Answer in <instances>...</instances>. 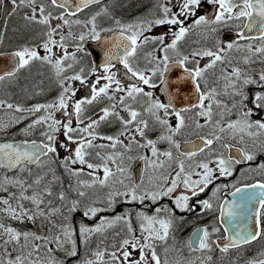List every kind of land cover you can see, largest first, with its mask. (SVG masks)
<instances>
[{
	"label": "snow or ice",
	"instance_id": "snow-or-ice-1",
	"mask_svg": "<svg viewBox=\"0 0 264 264\" xmlns=\"http://www.w3.org/2000/svg\"><path fill=\"white\" fill-rule=\"evenodd\" d=\"M202 2L212 6L211 15H197ZM10 3L14 11L27 9L24 30L33 36L0 52L8 60L0 67V89L20 86L21 73L35 65L48 69L58 93L28 107L0 98V113L10 115L0 118V133L30 120L19 134L39 130L40 136L0 142V264H264V246L247 255L264 239V179L233 183V199L217 209L213 200L228 185L216 184L210 198L192 203L233 176L236 165L264 155V67H251L264 65V0H155L129 22L104 0ZM101 17L112 24L101 26ZM203 26L214 36L212 46L181 51V42ZM229 27L238 29L234 38L215 36ZM158 28L166 30L152 34ZM253 29L257 35L249 34ZM90 41L100 52L86 70ZM233 51L245 55L234 63ZM173 69L180 70L175 77ZM42 85L41 79L20 91L34 98L45 93ZM82 89L86 94L78 97ZM94 105L98 111L86 116ZM116 124L111 135L99 131ZM150 131L159 135L150 138ZM185 134L196 139H178ZM137 160L142 169L134 178ZM247 171L264 177V162ZM197 204L217 210L220 220L239 215L243 222L224 228L223 237L215 223L199 227L180 242L177 211L192 212ZM119 205L126 207L117 212Z\"/></svg>",
	"mask_w": 264,
	"mask_h": 264
},
{
	"label": "flooded vegetation",
	"instance_id": "flooded-vegetation-1",
	"mask_svg": "<svg viewBox=\"0 0 264 264\" xmlns=\"http://www.w3.org/2000/svg\"><path fill=\"white\" fill-rule=\"evenodd\" d=\"M202 4H204V2H202ZM95 7H98V6H95ZM1 8H2V4H0V15H1ZM26 11H27V9H19L9 18V20L7 22V29H6L5 37H4L3 43L1 44V47H0L1 52L14 50L19 44H21V43L25 42L26 40H29L32 38L33 33L24 30L25 21H23L22 16H23L24 12H26ZM201 14H203L201 12V10L198 11L197 15H201ZM84 15H85L84 13L81 14V16H84ZM191 23H192V20H189V24H191ZM22 28H23V30H22ZM10 29L12 30V33H13L12 35L9 34ZM224 30H231L234 32L238 31V29H236L234 27L223 28L220 32H217L215 34V36L221 38V34ZM20 33H26L25 35L27 37H23L22 35H19ZM107 34H110V33H105L104 35H107ZM249 34L250 35H257L258 33H257L256 29H254ZM10 37L13 38L12 42H9ZM213 39H214V36H213V34L208 32L207 26H203L201 29H198V38L195 40V41H199V43H195V41H194V43L191 44V42H190L188 44V49L186 50L185 53H188L189 51L194 49L195 46L211 47L212 43H213ZM240 43L241 44L254 43V44L258 45L261 43V41H259V40H257V41H240ZM243 55H245L244 52L233 51L232 53H230V57L233 59L234 63L237 62L238 60H240V58ZM92 62H93V59H92L91 55L85 56L82 58V64L86 67V70H87V67L91 66ZM204 62L205 61H203V60L201 61L202 64ZM241 66L243 67L242 64H241ZM251 67L255 68V69H260L261 67H264V65H262L260 63H256V64L251 65ZM117 68L119 69L117 74H118V77H120V76H122L124 69H123V66L119 65V64L117 65ZM37 71L44 73L43 77L37 76L36 75ZM217 71H218V69H217ZM49 75H50V73H49L47 68H39L38 66L34 65L31 73H28V72L21 73L20 82H19L20 86H17V87H8L7 85L3 86V88L0 89V98L9 99L12 102L20 103L26 107L31 106L35 103H44V102L50 101L57 95L58 89L48 79ZM41 79L43 80L42 87L45 89V93L43 95L36 96L34 98H28L21 93L20 87L24 86L25 84L32 86L34 81H40ZM212 79H214V77ZM125 82L127 83L128 81H125ZM76 86H79L78 83ZM84 94H86V93L82 89L81 92H78L77 96L80 97ZM98 108H99V105L90 106L85 115L86 116L93 115L96 111H98ZM57 116L60 117V114L57 113ZM0 118H2L4 121H7L10 119V115H7L5 113H0ZM30 122H31L30 120H25L22 124H19L15 127L10 128L7 132L1 133L0 137L2 139L3 138L13 139V137H15V139H21L22 138V139H26L29 141L32 139H36L37 141H39V139H40L39 130L34 135H32L30 137H24V136L19 134L20 129L23 128L26 124H28ZM104 128H105V126H101L99 131L101 129H104ZM115 132H116V130L114 127H109L107 135H111ZM155 134H157V136H158L159 132L158 133L156 132ZM187 139L195 140L196 137L188 136ZM214 147H215V145H214ZM104 151H108V150L106 149ZM62 155H63V153H62ZM259 162H264V155H259L257 157L256 161L249 162L247 164L236 165L235 166V172H234L233 176L227 177V178H221V179L217 180L213 185H210L209 188L206 190V192L201 194L200 197L194 198L192 203L195 204L197 200L210 198L211 193H212L213 189L215 188L216 184H225V185H228V187L226 189H223L222 192L218 194V199L213 200L214 209H217L218 205L220 203H222L224 200H228L230 202L233 199V197L230 195V192L233 191V189L231 187V185L233 183H237L239 181L237 186H243L246 183H253V182H256L258 180L264 179V177H262L261 175H259L255 171H253V172L247 171L248 168L255 169L256 164ZM64 183H65V185H67L68 182L65 181V179H64ZM161 203L171 205V201H168V200L161 201ZM125 207H126L125 205H119L117 207L116 211L120 212ZM149 211L151 212V209ZM100 215H102V216L103 215H114V213H101ZM177 216L183 217V220L180 221V223L178 225L177 232H176V238L180 242L187 240L191 236V234L195 231V229H197L199 227L209 226V225L215 223V225L217 227L221 228V232L219 235L221 237H223L226 235V233L223 231L224 228H232L235 224L243 222L242 219L240 218V216L238 215L236 220L230 221L228 223H222L221 220L219 219V212L217 210L208 211V210L203 209L202 206H200L198 204L196 205V209L192 212L180 213L177 211ZM75 219H79V214H77ZM98 219H99V217H97V220ZM96 222L97 221H87V223H89V224H94ZM249 223H251V222L249 221ZM116 230L117 229L109 230V232L107 234L109 241L112 239V233ZM93 240L95 241L96 238L94 237ZM170 243H171V241H170ZM92 246L95 247V243H93ZM262 246H264V239H262L261 241H257L253 245L249 246L251 250L248 251L247 255H249V256L253 255L254 251L258 250ZM194 255H196V254H194ZM69 264H71V262H69Z\"/></svg>",
	"mask_w": 264,
	"mask_h": 264
},
{
	"label": "rangeland",
	"instance_id": "rangeland-1",
	"mask_svg": "<svg viewBox=\"0 0 264 264\" xmlns=\"http://www.w3.org/2000/svg\"><path fill=\"white\" fill-rule=\"evenodd\" d=\"M155 3V0H145V1H143V2H141V3H137V4H133V7L131 8V12L130 13H127V15L125 16L126 17V19L127 20H129V21H132V20H134L135 18H137V17H139V16H142V15H144L145 13H147L150 9H152L153 8V4ZM123 12L124 11H120L119 13L121 14V16H117V18H119V19H121L122 20V18H123ZM194 19V18H193ZM100 21H101V23H103V20H101L100 19ZM123 21V20H122ZM128 21V22H129ZM124 22V21H123ZM101 26H103V25H101ZM105 27V26H104ZM163 30H166V29H160V28H158V29H155L154 30V32L152 33V34H158V33H160V32H162ZM198 33V29L197 30H195L194 32H192L188 37H186L185 38V41H183L182 42V44H185V46H187L188 45V43L189 42H193L194 40H196L197 38H196V34ZM13 33H11L10 32V35H12ZM26 33H24V34H22V36L23 37H27L26 35H25ZM13 41V38L12 37H10V40H9V42H12ZM152 47V45H149V48H151ZM195 48H198L197 46H195ZM116 125H118V124H116ZM151 126V125H150ZM152 131H150L149 133H151ZM149 135H151V134H149ZM150 138H153V137H151V136H149ZM156 137V136H155ZM154 137V138H155ZM187 134H185V136L184 137H179L178 139H181V140H185V139H187ZM160 147L162 148V149H165V148H167V144H165V143H161L160 144ZM144 150L143 149H139V150H135V152H143ZM135 152L133 153V154H135ZM200 157H198L197 159H199ZM11 174V173H10ZM58 174H62V170L58 173ZM65 178V180L68 182V177H64ZM83 179H87L88 177L87 176H85V177H82ZM5 222L6 223H12L11 221H7V220H5ZM14 226H16V227H23V228H32L33 226L31 225V224H27V225H18V224H16V225H14Z\"/></svg>",
	"mask_w": 264,
	"mask_h": 264
},
{
	"label": "water",
	"instance_id": "water-1",
	"mask_svg": "<svg viewBox=\"0 0 264 264\" xmlns=\"http://www.w3.org/2000/svg\"><path fill=\"white\" fill-rule=\"evenodd\" d=\"M13 9V6L11 4L7 5L6 8H5V15L4 16H7L8 14H10V12L12 11ZM2 26V24H0ZM2 34H3V30L1 29L0 30V38L2 37ZM8 64V60L7 58H0V67H6ZM174 71H172V74H173ZM142 169V162L140 161L134 168V173H135V176H138L140 174V170Z\"/></svg>",
	"mask_w": 264,
	"mask_h": 264
},
{
	"label": "trees",
	"instance_id": "trees-1",
	"mask_svg": "<svg viewBox=\"0 0 264 264\" xmlns=\"http://www.w3.org/2000/svg\"><path fill=\"white\" fill-rule=\"evenodd\" d=\"M140 0H133V4H137Z\"/></svg>",
	"mask_w": 264,
	"mask_h": 264
}]
</instances>
